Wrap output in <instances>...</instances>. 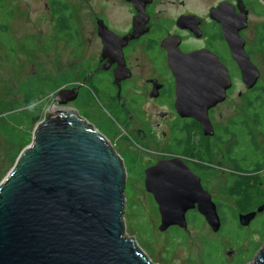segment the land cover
<instances>
[{
    "label": "flooded vegetation",
    "instance_id": "1",
    "mask_svg": "<svg viewBox=\"0 0 264 264\" xmlns=\"http://www.w3.org/2000/svg\"><path fill=\"white\" fill-rule=\"evenodd\" d=\"M37 2L40 11L49 13L53 39L63 41L70 54L67 68L71 77L58 88L57 92L62 91L59 98L65 99L63 91L69 90L71 100L65 106L103 136L121 158L124 169L126 159L131 161L128 163L137 169L136 181L151 198L157 219L161 220L158 204L146 190V171L157 163L181 161L185 185L196 186L198 179L209 193L219 221L217 230L200 211L201 190L185 188V202L187 197L192 199L184 211L186 226L171 224L163 231L173 229L187 236L189 227L203 224L207 232L220 234L230 219L244 228L239 215L247 211L236 212L215 193L219 181L214 171L231 172V184L237 185L256 179L252 173L264 164V137L256 139L258 132H264V122L257 125L254 116L256 109H264V84L260 81V72H264V0ZM217 9L232 19L236 46L238 33L243 50L259 72L252 87L242 81L224 23L212 16ZM251 16L258 18L255 23ZM62 18L69 24L59 25ZM194 51L211 59L207 65L215 68L213 72H227L229 76L228 86L224 87L225 79L218 85L220 90L224 87V99L207 109L211 130L175 106L178 95L173 72H200L185 63V53ZM205 64H198L203 72L208 67ZM183 83L185 105V74ZM220 251L218 264H238L244 254ZM202 254L201 249L196 256ZM185 264H189L188 259Z\"/></svg>",
    "mask_w": 264,
    "mask_h": 264
},
{
    "label": "water",
    "instance_id": "2",
    "mask_svg": "<svg viewBox=\"0 0 264 264\" xmlns=\"http://www.w3.org/2000/svg\"><path fill=\"white\" fill-rule=\"evenodd\" d=\"M212 16L224 23L242 81L252 87L259 72L243 50L238 33L236 46L232 19L222 9L212 11ZM209 61L199 51L185 53V63L200 72L173 73L176 108L211 130L207 109L224 99V87L230 82L228 73L213 72ZM203 63L208 66L205 72L198 65ZM224 79L226 85L220 90L219 82ZM61 92L55 94L52 106L33 129L31 143L0 180V264H153L133 238L124 236L126 174L121 158L103 136L65 106L71 100L70 91H63L65 99L59 98ZM185 188L201 190L200 211L217 230L219 221L209 193L198 179L196 186L185 185L181 161L160 162L146 171V190L161 215L158 229L163 231L171 224L186 226L184 211L192 199L187 197L189 203L185 202ZM263 209L264 202L241 213L240 223L248 224ZM253 264H264V245Z\"/></svg>",
    "mask_w": 264,
    "mask_h": 264
},
{
    "label": "rangeland",
    "instance_id": "3",
    "mask_svg": "<svg viewBox=\"0 0 264 264\" xmlns=\"http://www.w3.org/2000/svg\"><path fill=\"white\" fill-rule=\"evenodd\" d=\"M38 4L37 0H0V180L31 143L33 129L52 106L58 88L71 77L68 47L53 39L49 13L40 11ZM257 19L250 17L252 23ZM68 24L69 20L62 18L59 25ZM260 73L264 84V72ZM262 136L260 131L256 139L260 141ZM126 161L124 236L133 238L153 264H185L187 259L189 264H218L219 249L222 253L243 252L238 264L255 262L264 245V209L244 224L245 229L230 219L220 234L207 232L203 224L189 227L187 236L173 229L162 232L151 198L136 181L137 169ZM214 172L219 181L215 193L236 212L254 210L264 202V164L252 173L256 179L237 185L231 184V172ZM201 249L203 254L198 258Z\"/></svg>",
    "mask_w": 264,
    "mask_h": 264
},
{
    "label": "trees",
    "instance_id": "4",
    "mask_svg": "<svg viewBox=\"0 0 264 264\" xmlns=\"http://www.w3.org/2000/svg\"><path fill=\"white\" fill-rule=\"evenodd\" d=\"M255 118H256V124L260 125L262 124L263 119H264V113H263V109H256L255 110V114H254ZM262 226H264V219L261 222Z\"/></svg>",
    "mask_w": 264,
    "mask_h": 264
}]
</instances>
